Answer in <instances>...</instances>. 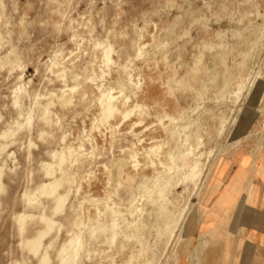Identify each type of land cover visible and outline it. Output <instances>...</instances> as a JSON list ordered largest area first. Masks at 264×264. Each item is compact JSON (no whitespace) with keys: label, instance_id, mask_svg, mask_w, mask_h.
Returning a JSON list of instances; mask_svg holds the SVG:
<instances>
[{"label":"rangeland","instance_id":"rangeland-1","mask_svg":"<svg viewBox=\"0 0 264 264\" xmlns=\"http://www.w3.org/2000/svg\"><path fill=\"white\" fill-rule=\"evenodd\" d=\"M262 157L264 0H0V264H264Z\"/></svg>","mask_w":264,"mask_h":264},{"label":"crops","instance_id":"crops-1","mask_svg":"<svg viewBox=\"0 0 264 264\" xmlns=\"http://www.w3.org/2000/svg\"><path fill=\"white\" fill-rule=\"evenodd\" d=\"M221 167L223 168L225 174L223 176V184L225 186H228L235 180H239V182H241V185L245 187L250 181H253L255 185L254 208L252 212L254 215V220L253 223L247 224L245 229L247 228V226L254 225L261 226L264 231V157L259 159V161L254 162L246 178L244 176L245 172H242L240 170L242 167L241 165L234 166L229 162H225L224 164H221ZM251 172H253V174ZM234 211L235 208H233L231 212ZM259 242V246L263 247L264 237L260 239ZM249 246L253 245L250 244ZM255 256H257V259H255L254 261L259 264L258 260L260 262V256L258 254H255Z\"/></svg>","mask_w":264,"mask_h":264},{"label":"bare ground","instance_id":"bare-ground-1","mask_svg":"<svg viewBox=\"0 0 264 264\" xmlns=\"http://www.w3.org/2000/svg\"><path fill=\"white\" fill-rule=\"evenodd\" d=\"M110 89V88H109ZM111 98H108V100L107 99H103V100H101V106H102V110H103V112L104 113H106V114H109V115H111L112 113H114L115 111H116V107H115V104H111ZM115 101V100H114ZM116 102V101H115ZM134 116V115H133ZM130 118V117H129ZM155 141V140H154ZM154 144V143H153ZM152 145V144H151ZM63 161V159L61 158L60 159V162H62ZM193 170V169H192ZM60 183H61V180H59V181H57L56 183H54V184H50L49 185V187L47 188V190H45V187L42 189V190H44L43 191V193H45V194H48V195H50V194H52L53 193V191H54V189L56 188V187H58L59 185H60ZM64 200H65V197L64 196H62V197H59L58 199H57V209H59L60 207H61V205L63 204V202H64ZM22 221V220H21ZM44 221L46 222V228H45V230L43 231V232H41V233H39L38 234V236L37 237H35V239L34 240H32V241H26L25 243H24V246L28 249V251L30 252V253H32V254H36V252H37V250H38V248H39V243H40V239L45 235V234H47L50 230H51V228H52V222L50 221V220H48V219H44ZM74 241H71V245H75L76 246V244L78 243H73ZM64 252V250H62L61 251V254ZM61 256V255H60ZM76 256V252L74 253V257ZM70 259H72V258H70ZM46 261H47V259H46V256H44V257H42L41 258V260H40V262H39V264H46ZM73 261V260H72ZM60 264H71L70 262H69V258H67L66 256L65 257H61V259H60Z\"/></svg>","mask_w":264,"mask_h":264}]
</instances>
